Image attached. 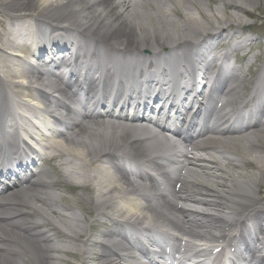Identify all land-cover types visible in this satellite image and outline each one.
<instances>
[{"label":"bare ground","instance_id":"6f19581e","mask_svg":"<svg viewBox=\"0 0 264 264\" xmlns=\"http://www.w3.org/2000/svg\"><path fill=\"white\" fill-rule=\"evenodd\" d=\"M220 1L222 7L209 8V0H0V73L6 96L38 92L59 104L58 111L72 112L61 97L74 99L80 106L71 121L59 119L62 131L51 129L50 135H42L51 168H40L31 179L13 183L19 186L16 191L0 195L1 231L4 224L19 225L18 231L5 233L8 240L0 231V264H68L64 256L76 254L79 264L96 259L100 264H140L137 255L128 251L117 218L140 228L157 246L166 245L168 236L172 240L168 248L181 249L183 262L193 257L202 263L211 254L206 245L195 244L202 240L217 247L225 244L214 254L212 264H222L227 248V255L240 264H264V255H255L264 246V155L260 150L264 149V64L254 69L256 88L242 107L256 102L249 106L245 120L238 117L236 106L245 96L238 68L230 67L227 77V67L209 75L212 67L206 59L218 40L213 58L220 67L231 50L240 51L253 41L244 36L249 28L243 17L255 15L249 6H259L262 15L264 7L259 0ZM3 12L12 13L7 19ZM73 42L76 49L67 46ZM27 55L36 60L44 56V65L34 68ZM59 67L67 68V74L52 71ZM194 69V94L205 95L203 108L193 98L185 132L171 131L162 123L154 124V131L144 115L152 109V88L165 86L176 101L182 95L179 76H190ZM79 70L87 73L82 80L75 78ZM92 71L99 75L91 78ZM164 76H169L168 83ZM207 78L214 85L205 93L202 83ZM164 95L159 92L155 98ZM217 95L224 97L222 103H214ZM105 101L114 107H106ZM129 101L132 116L125 111ZM195 104L199 105L196 110ZM199 107L204 117L196 124ZM22 109L32 110V106L0 103V144L6 135V113L13 120L14 114L22 115ZM205 119L212 122L207 125ZM196 125L199 131L193 135ZM168 132L181 138L182 150H175ZM23 148L29 155L30 145L23 143ZM163 148L174 149L167 159L180 166L177 176L164 172L155 189L146 178L136 182L117 167V155H128L130 160L150 161L158 171L157 160L163 157L158 151ZM14 163L23 168L21 158H14ZM111 165L117 167L114 174L108 171ZM0 170L10 171L2 147ZM53 174L63 178L65 191L77 195L75 200L65 199L63 205L55 197L42 195L40 185L49 189L58 185ZM100 216L108 227L93 233L90 229ZM175 232L188 239L178 241ZM112 236L121 240L114 241ZM102 238L112 244L106 246ZM96 246L101 247L100 253Z\"/></svg>","mask_w":264,"mask_h":264},{"label":"rangeland","instance_id":"374dc122","mask_svg":"<svg viewBox=\"0 0 264 264\" xmlns=\"http://www.w3.org/2000/svg\"><path fill=\"white\" fill-rule=\"evenodd\" d=\"M259 4L264 7V0H259ZM216 6L222 7L220 0H209V8L216 7ZM258 7L249 6L248 9L253 11L255 13V15L254 16H248L247 15V16L243 17V20L247 24V27H250L252 29H259L262 32L261 34L256 35L258 40L253 41L252 43L250 41L248 43V45L243 49V51L247 52L248 54H247L246 58L243 60L242 68H241L242 73H245V75H246L245 79L242 81V86L244 89H248V92H250L252 90V88L254 87V80H253V78H251L254 76V69L253 68L260 67L258 64H261V65L264 64V15H262L260 13ZM11 13L12 12H9L7 14V12H3V15H5V17L8 19V17L10 16ZM247 34H248V36H254L255 31L254 32H248ZM249 44L252 45V47H250ZM259 53H261L263 55V61H260V63H259V60L257 58V55ZM252 62H256L254 67L253 68H250V67L247 68V66H248L247 63H252ZM260 150H261V155H264V149L261 148ZM252 170L257 171L255 168H253ZM57 177H58L59 182L61 183L63 181L62 177H59V176H57ZM58 187H60V186L58 185ZM60 193H61L60 197L58 196V199L62 200L60 202H65V199L75 200L77 198V195L72 197L73 195H71L70 193H68L66 191H61ZM61 241H63V240H61ZM62 243H66V242L63 241ZM78 243H80V242L78 241ZM64 257L67 260L68 264H77L80 262V260L77 257V254L73 255V256L65 255ZM92 263L98 264L97 261L92 262ZM89 264H91V263H89Z\"/></svg>","mask_w":264,"mask_h":264}]
</instances>
